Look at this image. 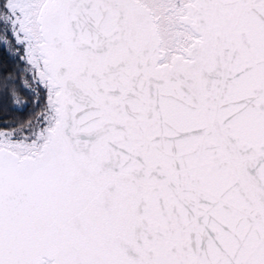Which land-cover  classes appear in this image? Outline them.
Masks as SVG:
<instances>
[{"label": "snow or ice", "instance_id": "1", "mask_svg": "<svg viewBox=\"0 0 264 264\" xmlns=\"http://www.w3.org/2000/svg\"><path fill=\"white\" fill-rule=\"evenodd\" d=\"M0 264H264V0H0Z\"/></svg>", "mask_w": 264, "mask_h": 264}, {"label": "trees", "instance_id": "2", "mask_svg": "<svg viewBox=\"0 0 264 264\" xmlns=\"http://www.w3.org/2000/svg\"><path fill=\"white\" fill-rule=\"evenodd\" d=\"M11 115H12L13 117H15V116L20 115V114H19V113H16V112L13 111V112L11 113Z\"/></svg>", "mask_w": 264, "mask_h": 264}]
</instances>
